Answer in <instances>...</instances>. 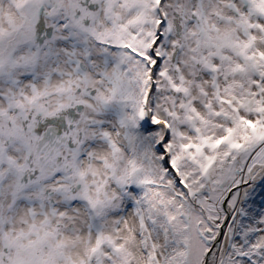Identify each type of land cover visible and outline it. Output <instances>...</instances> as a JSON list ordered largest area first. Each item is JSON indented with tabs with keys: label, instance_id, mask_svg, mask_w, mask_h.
Here are the masks:
<instances>
[{
	"label": "snow or ice",
	"instance_id": "snow-or-ice-1",
	"mask_svg": "<svg viewBox=\"0 0 264 264\" xmlns=\"http://www.w3.org/2000/svg\"><path fill=\"white\" fill-rule=\"evenodd\" d=\"M0 264H264V0H0Z\"/></svg>",
	"mask_w": 264,
	"mask_h": 264
}]
</instances>
